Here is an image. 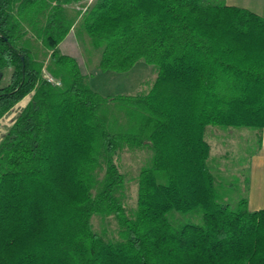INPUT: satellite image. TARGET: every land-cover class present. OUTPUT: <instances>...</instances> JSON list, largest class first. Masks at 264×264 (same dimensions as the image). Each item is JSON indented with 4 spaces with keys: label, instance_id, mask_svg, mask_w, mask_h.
Returning a JSON list of instances; mask_svg holds the SVG:
<instances>
[{
    "label": "trees",
    "instance_id": "16d2710c",
    "mask_svg": "<svg viewBox=\"0 0 264 264\" xmlns=\"http://www.w3.org/2000/svg\"><path fill=\"white\" fill-rule=\"evenodd\" d=\"M72 31L103 48V73L156 66L152 90L102 94L60 48ZM8 69L0 120L29 100L0 138V264H264V209L229 200L206 138L252 128L262 143L264 17L205 0H0ZM125 150L151 154L135 207Z\"/></svg>",
    "mask_w": 264,
    "mask_h": 264
},
{
    "label": "rangeland",
    "instance_id": "374dc122",
    "mask_svg": "<svg viewBox=\"0 0 264 264\" xmlns=\"http://www.w3.org/2000/svg\"><path fill=\"white\" fill-rule=\"evenodd\" d=\"M206 3H220L226 0H205ZM227 3V2H226ZM228 4V3H227ZM71 42L65 41L62 45L63 53H72L86 74L87 81L104 95L126 94L145 95L148 94L158 77L159 70L156 66L144 61L138 62L132 70L127 73H103L99 64L102 60L103 48L95 43V40L86 34L79 35L71 32ZM11 70L3 72L0 87L10 82ZM29 97L21 101L13 110L0 120V138L7 132L20 114L22 108L27 104ZM206 138L212 148L211 167L216 174L219 184L226 188V193L231 202L246 196L248 187V174L252 166V156L260 148L256 131L252 128H221L208 127ZM151 160V154L145 151L125 150L118 163L122 172L128 178L129 194L128 205L135 207L138 195V175L143 166ZM177 224L199 223L201 215L192 213H174ZM100 218L95 219V227L102 230L109 227Z\"/></svg>",
    "mask_w": 264,
    "mask_h": 264
},
{
    "label": "crops",
    "instance_id": "0c3cea01",
    "mask_svg": "<svg viewBox=\"0 0 264 264\" xmlns=\"http://www.w3.org/2000/svg\"><path fill=\"white\" fill-rule=\"evenodd\" d=\"M229 5L240 6L249 9L262 17H264V0H226ZM71 33L60 44L65 41L71 42ZM67 54V53H66ZM73 56L72 53H68ZM84 73V72H83ZM85 74V73H84ZM86 75V74H85ZM248 187L246 191V198L248 199L250 210H263L264 209V132L262 143L257 152L252 156V166L248 174Z\"/></svg>",
    "mask_w": 264,
    "mask_h": 264
},
{
    "label": "built area",
    "instance_id": "2783aa9c",
    "mask_svg": "<svg viewBox=\"0 0 264 264\" xmlns=\"http://www.w3.org/2000/svg\"><path fill=\"white\" fill-rule=\"evenodd\" d=\"M46 77H47L49 82L54 83L56 85H61V82L59 80L55 79L52 75L46 74Z\"/></svg>",
    "mask_w": 264,
    "mask_h": 264
},
{
    "label": "water",
    "instance_id": "95a60500",
    "mask_svg": "<svg viewBox=\"0 0 264 264\" xmlns=\"http://www.w3.org/2000/svg\"><path fill=\"white\" fill-rule=\"evenodd\" d=\"M2 77H3V72H0V80H1Z\"/></svg>",
    "mask_w": 264,
    "mask_h": 264
}]
</instances>
